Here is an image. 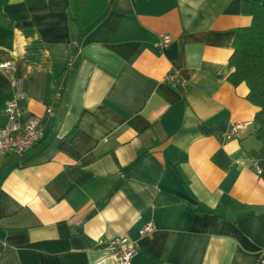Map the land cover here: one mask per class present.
<instances>
[{"label":"crops","instance_id":"obj_1","mask_svg":"<svg viewBox=\"0 0 264 264\" xmlns=\"http://www.w3.org/2000/svg\"><path fill=\"white\" fill-rule=\"evenodd\" d=\"M103 1L51 99L80 31L72 0H0V63L43 132L21 164L0 160V264H120L103 244L117 237L137 243L131 264H257V108L227 78L242 2L264 0ZM9 97L0 72V126Z\"/></svg>","mask_w":264,"mask_h":264},{"label":"trees","instance_id":"obj_2","mask_svg":"<svg viewBox=\"0 0 264 264\" xmlns=\"http://www.w3.org/2000/svg\"><path fill=\"white\" fill-rule=\"evenodd\" d=\"M106 8L103 0H72L70 18L80 31L71 38V51L60 76L52 86L51 99H62L67 88L70 69L75 65L83 29L98 19ZM241 12L251 18L250 24L235 30L232 53L228 65L232 69L228 82L233 86L244 83L248 88L247 100L255 112L252 125L253 135L259 141V148L251 152L252 160L260 169L258 175L264 179V4L244 1ZM4 165L21 164L22 157L5 156ZM253 169L256 172L255 167ZM257 173V172H256Z\"/></svg>","mask_w":264,"mask_h":264},{"label":"built area","instance_id":"obj_3","mask_svg":"<svg viewBox=\"0 0 264 264\" xmlns=\"http://www.w3.org/2000/svg\"><path fill=\"white\" fill-rule=\"evenodd\" d=\"M167 41L166 39L165 42ZM0 72L8 78L10 87V97L2 108L4 122L0 126L1 160L7 155L22 157L42 137L43 132L37 119L26 123L20 121L22 109L19 102L24 98V93L21 79L15 74L14 64L12 62H1ZM165 80L182 89L186 87V82L178 80L175 73L167 74ZM242 127V124H235L224 136H233ZM252 166L255 167L257 174L260 173L255 161H252ZM152 229V222H148L138 232L143 235ZM103 244L112 255L119 259L120 264H131L132 259L138 253L137 243L125 237L113 238L103 242ZM257 264H264V252L260 254Z\"/></svg>","mask_w":264,"mask_h":264}]
</instances>
